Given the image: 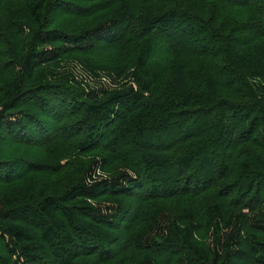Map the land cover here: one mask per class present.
<instances>
[{
	"label": "trees",
	"instance_id": "obj_1",
	"mask_svg": "<svg viewBox=\"0 0 264 264\" xmlns=\"http://www.w3.org/2000/svg\"><path fill=\"white\" fill-rule=\"evenodd\" d=\"M0 264H264V0H0Z\"/></svg>",
	"mask_w": 264,
	"mask_h": 264
},
{
	"label": "bare ground",
	"instance_id": "obj_2",
	"mask_svg": "<svg viewBox=\"0 0 264 264\" xmlns=\"http://www.w3.org/2000/svg\"><path fill=\"white\" fill-rule=\"evenodd\" d=\"M223 198V197H222ZM243 228V227H242ZM245 228V227H244ZM245 236V235H244ZM173 244V243H172ZM178 244V243H177ZM182 244H183V242H182ZM178 247V246H177Z\"/></svg>",
	"mask_w": 264,
	"mask_h": 264
}]
</instances>
